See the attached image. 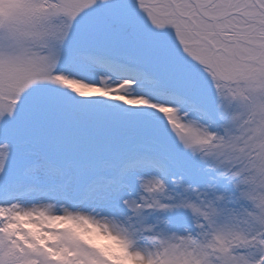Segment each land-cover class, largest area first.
<instances>
[{
  "label": "snow or ice",
  "instance_id": "obj_1",
  "mask_svg": "<svg viewBox=\"0 0 264 264\" xmlns=\"http://www.w3.org/2000/svg\"><path fill=\"white\" fill-rule=\"evenodd\" d=\"M0 264H264V0H0Z\"/></svg>",
  "mask_w": 264,
  "mask_h": 264
}]
</instances>
